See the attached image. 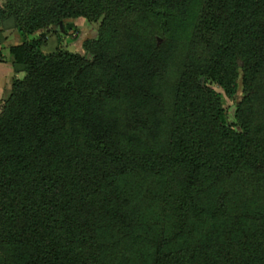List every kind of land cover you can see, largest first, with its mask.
Returning <instances> with one entry per match:
<instances>
[{"label":"trees","instance_id":"16d2710c","mask_svg":"<svg viewBox=\"0 0 264 264\" xmlns=\"http://www.w3.org/2000/svg\"><path fill=\"white\" fill-rule=\"evenodd\" d=\"M79 17L102 22L93 58L44 53L45 30L67 33L75 25L66 20ZM8 22L22 39L10 49L13 62L26 75L14 79L0 112V264H264V209L231 188L212 208L218 224L198 241L172 249L164 239L138 263L107 244L111 223L130 220L113 185L118 174L173 173L181 233L204 211L201 194L250 178L264 196V129L255 116L264 0L0 1V31ZM179 24L191 25L194 53L176 85L168 143L134 146L114 106L121 98L156 103L166 53L158 37L173 40ZM240 76L237 130L209 82L236 94Z\"/></svg>","mask_w":264,"mask_h":264},{"label":"rangeland","instance_id":"374dc122","mask_svg":"<svg viewBox=\"0 0 264 264\" xmlns=\"http://www.w3.org/2000/svg\"><path fill=\"white\" fill-rule=\"evenodd\" d=\"M101 23V20L90 22L82 18L67 33L57 31L55 26L50 27L45 30L47 41L44 53L70 51L92 59L94 47L92 41L99 40ZM191 30L190 24H179L172 33L173 40L158 37L164 44L166 53L165 66L154 83L156 103L133 102L130 104L129 101L121 98L114 106L120 111L122 126L128 132L125 141H130L134 146L139 140L151 149L161 150L168 143L176 85L185 60L191 52L194 53L187 43ZM38 36L39 33L35 35V37ZM51 38H54V42L50 40ZM237 82L239 89L236 94H228L214 83L209 82V85L216 87L222 94L228 124L241 130L236 111L238 104L245 96L242 76L237 79ZM261 82L263 88L255 105V116L257 126L264 129V71ZM176 179L171 172L152 173L141 170L121 176L118 174L115 177L113 185L117 184L122 191L121 200L130 220L127 225L111 223L113 227L107 235L108 253H119L120 256L124 255L138 263L142 259L141 256L153 253L154 246L164 239L172 238L170 243L173 249L185 245L190 240L198 241L204 238L218 224V221L212 217V208L215 204H219L220 199L223 200V195L230 188L231 191L238 189L241 195L238 193L237 196L243 200L249 199L248 206L254 211L264 209V196L253 193V186L257 187V183L255 185L254 181L249 180L250 178H237L228 183L226 188L201 194L197 200L206 210L204 209L200 216H190L185 232L181 233L178 200L183 195L180 196ZM232 197L231 195L228 197L229 206L238 201ZM187 202L189 203V199Z\"/></svg>","mask_w":264,"mask_h":264},{"label":"crops","instance_id":"0c3cea01","mask_svg":"<svg viewBox=\"0 0 264 264\" xmlns=\"http://www.w3.org/2000/svg\"><path fill=\"white\" fill-rule=\"evenodd\" d=\"M4 3L5 0H0ZM83 17L75 19H67L66 23H73L77 25L78 20H82ZM35 38V35L33 36ZM50 40H54L51 38ZM22 42L20 33L17 28H15L11 22H8L6 25L1 27L0 31V54L3 58L0 60V112L9 99L13 92V82L15 78H24L25 72L18 70L16 65L13 62L11 55V47L18 45ZM54 42V41H53ZM45 44L42 49L45 50ZM52 51L48 52L51 53Z\"/></svg>","mask_w":264,"mask_h":264}]
</instances>
